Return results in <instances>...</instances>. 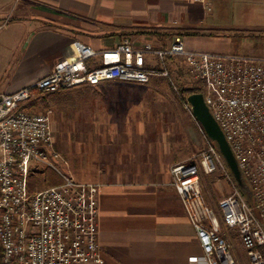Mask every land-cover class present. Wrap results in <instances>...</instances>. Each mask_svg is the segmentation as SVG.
Segmentation results:
<instances>
[{
    "label": "built area",
    "instance_id": "built-area-1",
    "mask_svg": "<svg viewBox=\"0 0 264 264\" xmlns=\"http://www.w3.org/2000/svg\"><path fill=\"white\" fill-rule=\"evenodd\" d=\"M204 2V0H201ZM71 57L57 62L45 78L0 94V244L3 264H103L99 243L101 184L75 178L55 142L53 111L32 105L41 97L72 88L110 82L149 83L170 77L166 56L183 57L190 77L204 84L205 101L224 131L252 201L238 186L219 148L206 136V148L171 168L180 196L203 249V264H237L227 229L237 231L251 264H264V57L190 50L177 34L169 46H141L126 36L116 47L97 50L76 39ZM154 58L162 64L158 67ZM172 81V80H171ZM175 91L181 88L172 81ZM221 168L232 186L219 203L220 215L204 196L202 174ZM55 172L57 186L35 193L32 175Z\"/></svg>",
    "mask_w": 264,
    "mask_h": 264
},
{
    "label": "crops",
    "instance_id": "crops-1",
    "mask_svg": "<svg viewBox=\"0 0 264 264\" xmlns=\"http://www.w3.org/2000/svg\"><path fill=\"white\" fill-rule=\"evenodd\" d=\"M235 5L236 0H0V94L48 76L72 56L76 39L97 50L116 47L126 36L138 46L165 48L173 38L168 34L198 31L204 35H184L188 49L223 52L212 35L221 26L217 16ZM214 12L215 22L209 18ZM135 148L111 147L98 166L84 170L90 175L86 182L101 184L103 264H203V249L172 185L171 167L179 160L158 164L152 148ZM204 176V196L215 209V182L207 186ZM223 231L232 252L241 248L237 231Z\"/></svg>",
    "mask_w": 264,
    "mask_h": 264
},
{
    "label": "rangeland",
    "instance_id": "rangeland-1",
    "mask_svg": "<svg viewBox=\"0 0 264 264\" xmlns=\"http://www.w3.org/2000/svg\"><path fill=\"white\" fill-rule=\"evenodd\" d=\"M212 14L209 18L215 22V12ZM217 19L221 26L212 36L224 45L219 53L264 57V0H236L234 10L230 14L223 11ZM152 61L162 67L158 59ZM165 63L170 77H154L147 84L85 85L34 101L32 105L41 103L39 109L43 105L52 109L56 146L69 160L76 179L86 182L90 175L84 174L85 168L98 166L111 147H138L142 153L150 147L156 163L162 165L173 158L191 160L206 148V139L185 108L182 92L178 94L172 85L173 81L181 88V82L197 81L190 77L183 57L166 56ZM226 180L221 168L213 176H204L207 186L215 182V210L219 215L220 201L232 192ZM242 248L234 249V256L249 263Z\"/></svg>",
    "mask_w": 264,
    "mask_h": 264
},
{
    "label": "water",
    "instance_id": "water-1",
    "mask_svg": "<svg viewBox=\"0 0 264 264\" xmlns=\"http://www.w3.org/2000/svg\"><path fill=\"white\" fill-rule=\"evenodd\" d=\"M188 101L193 108V115L196 120L204 128L208 138L214 142L219 148L220 153L224 157V160L234 176L238 186L244 192V194L252 201L253 193L248 186L242 171L239 168L238 161L233 153V150L226 138V135L218 122L212 115L204 95L202 93H192L188 97Z\"/></svg>",
    "mask_w": 264,
    "mask_h": 264
},
{
    "label": "trees",
    "instance_id": "trees-1",
    "mask_svg": "<svg viewBox=\"0 0 264 264\" xmlns=\"http://www.w3.org/2000/svg\"><path fill=\"white\" fill-rule=\"evenodd\" d=\"M182 36H198V35H204L202 32L198 31H193V32H185V33H178ZM170 36H175L177 34H168ZM210 35V34H209ZM173 39V38H172ZM181 92H182V100L186 101V97L192 93H202L204 90V84L202 82H193L192 84H185L184 82H181ZM60 93V92H59ZM57 93V94H59ZM54 94V95H57ZM37 104V102H36ZM46 177L44 176H36L32 175L29 180V188L32 193H35L41 189L47 188V187H52V186H57L62 183L61 178L53 171H48L46 173ZM47 183V184H46ZM41 187V188H40ZM0 264H3V250L2 246L0 244Z\"/></svg>",
    "mask_w": 264,
    "mask_h": 264
}]
</instances>
